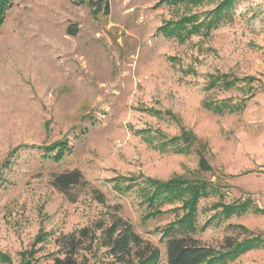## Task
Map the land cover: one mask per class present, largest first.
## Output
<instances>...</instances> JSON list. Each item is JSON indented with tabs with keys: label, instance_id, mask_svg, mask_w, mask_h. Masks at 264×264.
<instances>
[{
	"label": "rangeland",
	"instance_id": "obj_1",
	"mask_svg": "<svg viewBox=\"0 0 264 264\" xmlns=\"http://www.w3.org/2000/svg\"><path fill=\"white\" fill-rule=\"evenodd\" d=\"M222 1H12L0 28V251L12 264L29 250L31 264H52L59 236L116 214L168 264L163 234L187 209L151 205L145 191L179 176L215 188L191 234L221 249L243 225L259 244L229 264H264V0H232L216 26L188 37L162 28L202 22ZM59 141L57 160L59 148H45ZM74 169L81 183L53 186ZM248 198L242 214L218 205ZM88 257L113 260L105 247Z\"/></svg>",
	"mask_w": 264,
	"mask_h": 264
},
{
	"label": "trees",
	"instance_id": "obj_2",
	"mask_svg": "<svg viewBox=\"0 0 264 264\" xmlns=\"http://www.w3.org/2000/svg\"><path fill=\"white\" fill-rule=\"evenodd\" d=\"M12 1L0 0V28ZM231 3L232 0H223L207 14L206 19L202 22L197 23L199 15L192 14L178 20L172 28L170 27L171 22L162 28L170 33L176 32L180 38L188 37L202 27H206L209 31L227 13ZM189 23H192L190 28L187 26ZM234 83L235 80H231L227 82V85ZM183 136L188 141L186 132ZM178 140L179 137H174L168 142L176 144ZM55 148H59V152L56 154V159L59 160L64 154L66 142L59 141L54 145L46 146L45 149L50 152ZM201 167L205 170L210 169L205 159L201 160ZM82 179L83 174L79 169L67 170L55 173L52 184L58 190L66 192L81 183ZM147 187L145 197L151 205H154L156 200L162 202L180 200L187 209L178 221L179 226L172 225L163 234L168 264H229L230 261L236 260L240 255L258 246L259 237L250 236L253 232L243 225L238 227L244 231V238L239 240L229 237L221 249L204 245L191 234L194 230L193 223L197 203L201 196L208 195V190L211 187L207 180L196 181L183 176L172 178L168 182L149 179ZM210 189L215 190L214 187ZM252 204L250 198L232 204L218 203L223 206V211L227 216L247 212ZM255 210L264 213V208L256 207ZM43 235L39 234L36 241H42ZM57 244L59 253L63 255L55 256L52 264H90L88 253H92L100 247H105L107 254L113 257L111 262L103 261L100 264H158L161 257L160 248L145 241L134 230L133 224L118 214L112 216L109 223L102 219L77 231L62 234L57 238ZM34 254L33 250L22 251L20 253L22 264H31ZM0 262L12 264L13 260L10 255L0 251Z\"/></svg>",
	"mask_w": 264,
	"mask_h": 264
}]
</instances>
